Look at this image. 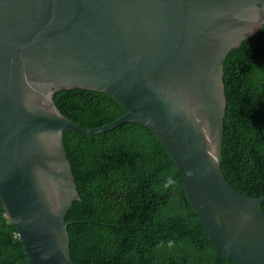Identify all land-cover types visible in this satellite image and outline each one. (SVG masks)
Returning a JSON list of instances; mask_svg holds the SVG:
<instances>
[{
  "label": "water",
  "instance_id": "obj_1",
  "mask_svg": "<svg viewBox=\"0 0 264 264\" xmlns=\"http://www.w3.org/2000/svg\"><path fill=\"white\" fill-rule=\"evenodd\" d=\"M263 27L264 0H0V200L29 264H74L66 217L80 194L64 132L127 122L165 145L213 245L264 264V196L240 193L221 170L224 61ZM74 89L128 111L79 125L55 104Z\"/></svg>",
  "mask_w": 264,
  "mask_h": 264
},
{
  "label": "trees",
  "instance_id": "obj_2",
  "mask_svg": "<svg viewBox=\"0 0 264 264\" xmlns=\"http://www.w3.org/2000/svg\"><path fill=\"white\" fill-rule=\"evenodd\" d=\"M224 84L221 170L240 193L262 197L264 27L229 52ZM55 104L90 128L128 111L110 94L83 89L56 93ZM64 145L80 194L66 217L74 264H240L213 245L172 156L147 127L127 122L90 136L65 131ZM0 264H29L1 200Z\"/></svg>",
  "mask_w": 264,
  "mask_h": 264
},
{
  "label": "bare ground",
  "instance_id": "obj_3",
  "mask_svg": "<svg viewBox=\"0 0 264 264\" xmlns=\"http://www.w3.org/2000/svg\"><path fill=\"white\" fill-rule=\"evenodd\" d=\"M213 159L215 158V157H212Z\"/></svg>",
  "mask_w": 264,
  "mask_h": 264
}]
</instances>
